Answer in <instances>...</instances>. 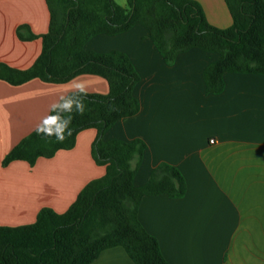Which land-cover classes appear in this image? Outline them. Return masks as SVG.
<instances>
[{"label":"crops","instance_id":"1","mask_svg":"<svg viewBox=\"0 0 264 264\" xmlns=\"http://www.w3.org/2000/svg\"><path fill=\"white\" fill-rule=\"evenodd\" d=\"M197 1L211 24L232 23L224 0ZM49 19L46 0H0V62L28 68L42 42L20 40L17 27L27 24L44 34ZM84 48L125 53L140 76L133 88L140 111L118 120L102 137L145 142L135 186L144 185L161 162L184 178L183 197L146 195L139 203L138 219L164 258L170 264H264V75L226 72L223 90L207 93L203 71L220 55L194 47L168 65L142 24L116 35L98 34ZM77 83L86 92H108L107 81L91 74L64 83L0 80V225L29 224L42 207L64 212L86 184L105 173L92 157L95 128L79 132L72 149L32 166L2 165L6 153ZM90 264L135 263L115 246Z\"/></svg>","mask_w":264,"mask_h":264},{"label":"trees","instance_id":"2","mask_svg":"<svg viewBox=\"0 0 264 264\" xmlns=\"http://www.w3.org/2000/svg\"><path fill=\"white\" fill-rule=\"evenodd\" d=\"M232 18L227 27L211 24L197 0H46L48 31L35 34L21 24L20 40L41 39V51L26 69L0 62V80L21 85L32 79L64 83L81 74L97 75L108 83L106 94L86 92L83 114L73 113L72 134L63 142L31 131L3 157L2 165L51 158L75 146L79 132L95 128L92 157L105 173L86 184L64 212L42 207L33 222L0 225V264H90L111 247H123L135 264H170L157 239L138 219L146 195H185L178 168L161 162L142 186L134 176L146 144L102 139L118 120L136 115L140 103L133 95L139 75L129 57L119 51L96 52L84 48L98 34L116 35L142 24L164 61L171 65L191 48L216 52L219 58L203 71L207 93L224 88L226 72L264 75V0H224ZM50 115V112L49 114ZM133 161H135L133 163Z\"/></svg>","mask_w":264,"mask_h":264},{"label":"clouds","instance_id":"3","mask_svg":"<svg viewBox=\"0 0 264 264\" xmlns=\"http://www.w3.org/2000/svg\"><path fill=\"white\" fill-rule=\"evenodd\" d=\"M85 96V86L83 83H77L72 92L61 95L57 102L50 106V115L44 117L36 126V133L42 137L54 139L55 142H63L71 136L72 114H83Z\"/></svg>","mask_w":264,"mask_h":264},{"label":"rangeland","instance_id":"4","mask_svg":"<svg viewBox=\"0 0 264 264\" xmlns=\"http://www.w3.org/2000/svg\"><path fill=\"white\" fill-rule=\"evenodd\" d=\"M118 4L124 7H128V0H115ZM135 67V66H134ZM137 71V70H136ZM138 73V72H137ZM139 75V74H138ZM140 79V76H139ZM139 81V80H138ZM136 85V84H135ZM138 100V99H137ZM142 140V139H141Z\"/></svg>","mask_w":264,"mask_h":264},{"label":"built area","instance_id":"5","mask_svg":"<svg viewBox=\"0 0 264 264\" xmlns=\"http://www.w3.org/2000/svg\"><path fill=\"white\" fill-rule=\"evenodd\" d=\"M210 143H214L215 141H214V139H210V141H209Z\"/></svg>","mask_w":264,"mask_h":264}]
</instances>
